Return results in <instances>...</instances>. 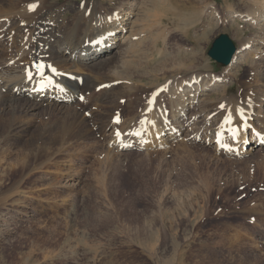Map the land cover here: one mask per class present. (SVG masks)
I'll use <instances>...</instances> for the list:
<instances>
[{"label": "rangeland", "instance_id": "374dc122", "mask_svg": "<svg viewBox=\"0 0 264 264\" xmlns=\"http://www.w3.org/2000/svg\"><path fill=\"white\" fill-rule=\"evenodd\" d=\"M137 1L143 0H5L0 8L11 7L8 12L22 19L29 5L44 2L63 24L73 17L76 23L86 5L122 11L125 19ZM248 1L155 0L145 11L151 20L139 23L141 36L133 35L138 43L145 39L141 60L69 107L31 113L14 104L0 112V264H264V144L257 140L252 148L253 132L242 131L255 141L239 140L238 152L233 141L225 142L235 156L214 141L220 118L189 140L184 130L170 144L159 139L124 152L112 147L120 135L131 140L126 132H137L157 105L170 117L175 75L180 81L192 71L224 77L233 80L229 96L258 92L264 99L262 53L253 57L254 76L247 65L234 79L227 75L231 68L208 56L221 34L237 50L258 34L240 17ZM194 11H201L197 22ZM8 17L0 16V97L11 76L30 70L35 50L31 40L25 53L4 51ZM40 39L41 54L50 55ZM83 107L107 123L102 133L81 122ZM20 124L28 128L16 131Z\"/></svg>", "mask_w": 264, "mask_h": 264}, {"label": "bare ground", "instance_id": "6f19581e", "mask_svg": "<svg viewBox=\"0 0 264 264\" xmlns=\"http://www.w3.org/2000/svg\"><path fill=\"white\" fill-rule=\"evenodd\" d=\"M154 1L143 0L141 3L138 1V3H133L131 7L129 6L131 11L125 12L128 13L125 19L123 18L126 14L122 16L119 14L122 11L106 13L101 4L86 5L81 9L82 13L76 23L75 17H73L72 23L64 22L63 24H59L57 22L59 20L54 18V15L49 14V11L45 9L46 3L44 2L42 4L37 3L35 10H29L28 7L25 11V17L22 19L8 12L11 7L5 10L1 7V15H11L7 18L5 33L6 40H9L7 42L9 47L4 51L10 53L14 48L18 55L25 53V46L31 40L35 44V50L29 56L32 62L30 74L26 73L27 68L21 75L11 76L10 81L4 85V88L7 89L0 97V112L14 104L24 105V108H27L31 113L45 106L49 108L53 106L69 107L70 104L82 98L87 91L101 86L116 74L130 67L136 60H141L142 52H144L141 46L145 39L141 40L143 42L141 44V42L138 43L137 40H133V35L141 34L139 31L143 27L139 25L140 22L151 20L152 15H146L145 11L154 5ZM0 4H5V0H0ZM246 4L249 5V8L240 17L244 22H248L253 28H256L258 34L253 36L251 42L241 45L238 50L236 48L232 62L225 66L231 68V72L227 74L230 79H234L233 76L247 65H251L250 68H252L254 76L258 63L253 57H257L258 53L264 55V0H249ZM232 14L233 12L230 13V15ZM192 15H190V17L192 16L191 21L197 22V16H201V11L197 13L194 11ZM125 21L128 22L125 23ZM145 26L151 25L146 23ZM151 27L153 28V26ZM152 28L145 27L150 31ZM31 31L33 34L28 35V32ZM144 32H142L143 37L147 34ZM42 36L46 39L45 42L50 49V55L41 54L40 48L43 43L40 38ZM98 41L100 43L97 44ZM53 54L54 57H51ZM4 55L8 54L4 52ZM263 55L259 57L262 58L264 72ZM10 60L13 61L14 58L11 57ZM2 61V64H5L9 60L3 59ZM37 65H44V68L38 69ZM53 68L56 70L55 72L52 71ZM44 70L45 74L42 76L41 72ZM175 76L172 78L168 90L169 104L172 109L170 117L167 118L162 106L157 105L150 117L141 123L142 125L139 126L137 132L125 131L127 135H133L131 140H125L124 135L114 139L112 147H115L116 152H124L133 147L146 149L155 143L156 138H161L162 142L169 143L180 137L184 130H186L185 134L189 140L202 133L206 126L218 118L221 121L226 118V124L231 117L240 118V123L243 121V125H247V128L252 127L245 131L250 132V134L253 132L256 141L253 139L255 142L252 143V148H254L257 140H264V105H262L264 99H261L260 93L252 92L249 96L244 95V99H239L228 95L233 80L228 81L224 77L220 78L212 74L204 73L201 75L200 72L193 73V71L190 76L188 74L189 78L183 81ZM47 77L54 79L53 82H49L50 88L45 93L36 92V89L40 87L39 84ZM260 79L264 87V73ZM107 98L108 95L103 96V99ZM258 105L260 109L255 112L254 108ZM188 110L191 111L189 115H187ZM77 113L84 124L93 123L97 133H102L107 126V123L99 120L89 107L80 108ZM86 114L89 115V118ZM225 115L229 116L225 117ZM116 116H120V112H116ZM118 119L121 120V116ZM254 121L258 125H255ZM26 127L20 124L15 129L22 132ZM219 129L216 130L217 134ZM234 136L237 140L247 142V145L253 141L248 142L249 138L243 134L242 130L235 132ZM229 145L231 146L230 142ZM234 146L227 150L229 151L231 148L233 150ZM237 148L238 146L235 149ZM235 152L236 150L233 154Z\"/></svg>", "mask_w": 264, "mask_h": 264}, {"label": "water", "instance_id": "95a60500", "mask_svg": "<svg viewBox=\"0 0 264 264\" xmlns=\"http://www.w3.org/2000/svg\"><path fill=\"white\" fill-rule=\"evenodd\" d=\"M236 48L228 35L221 34L213 43L208 56L221 66H228L233 59Z\"/></svg>", "mask_w": 264, "mask_h": 264}, {"label": "snow or ice", "instance_id": "6c2138e0", "mask_svg": "<svg viewBox=\"0 0 264 264\" xmlns=\"http://www.w3.org/2000/svg\"><path fill=\"white\" fill-rule=\"evenodd\" d=\"M36 7H37L36 4L29 5V10H35ZM37 68L38 69H43L44 68V65H37ZM52 71L55 72L56 70L53 68ZM117 135H120V134L117 133Z\"/></svg>", "mask_w": 264, "mask_h": 264}]
</instances>
